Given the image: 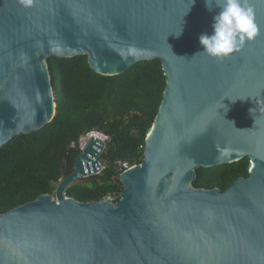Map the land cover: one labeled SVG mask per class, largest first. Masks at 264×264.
Here are the masks:
<instances>
[{
  "label": "water",
  "instance_id": "95a60500",
  "mask_svg": "<svg viewBox=\"0 0 264 264\" xmlns=\"http://www.w3.org/2000/svg\"><path fill=\"white\" fill-rule=\"evenodd\" d=\"M250 3L259 34L218 61L194 56L219 11L205 0H0V148L54 117L50 57L86 56L102 76L156 59L166 79L118 201L65 195L101 171L92 138L54 197L0 215V264H264V0ZM243 158L249 176L224 192L192 186L199 168Z\"/></svg>",
  "mask_w": 264,
  "mask_h": 264
},
{
  "label": "trees",
  "instance_id": "16d2710c",
  "mask_svg": "<svg viewBox=\"0 0 264 264\" xmlns=\"http://www.w3.org/2000/svg\"><path fill=\"white\" fill-rule=\"evenodd\" d=\"M46 63L55 115L39 130L16 136L0 148V215L42 195H53L59 180L73 171L80 138L94 132L108 138L101 156L106 167L96 181L76 183L65 195L82 203L118 197L122 170L116 164L143 162L145 139L166 86L156 59L139 62L115 76L95 73L86 56L50 57ZM249 168L248 158L199 168L192 186L224 192L237 179L247 178Z\"/></svg>",
  "mask_w": 264,
  "mask_h": 264
},
{
  "label": "clouds",
  "instance_id": "9594fccd",
  "mask_svg": "<svg viewBox=\"0 0 264 264\" xmlns=\"http://www.w3.org/2000/svg\"><path fill=\"white\" fill-rule=\"evenodd\" d=\"M194 2L195 0H191V3ZM21 3L30 4L31 0L30 2L21 0ZM205 3L209 11H212L213 7L219 11L213 16L211 34L202 33L199 36L202 51L194 56L203 53L210 58L224 61L241 51L259 34V26L255 22V12L250 0H205ZM182 31L181 28L176 36L179 37ZM217 152L219 157H227L230 149L218 147Z\"/></svg>",
  "mask_w": 264,
  "mask_h": 264
},
{
  "label": "rangeland",
  "instance_id": "374dc122",
  "mask_svg": "<svg viewBox=\"0 0 264 264\" xmlns=\"http://www.w3.org/2000/svg\"><path fill=\"white\" fill-rule=\"evenodd\" d=\"M87 136L88 135H85V136H83V137L80 138V140H79V150H81L80 149V146L83 144V142H84V140L86 139ZM106 141H107V139L104 138V143H106ZM101 156L99 157V164L101 166V171H102L106 167V164L104 163V161H102ZM97 175L98 174L88 176L86 178H83V179L79 180L77 183H87V184H91V183H93L94 181L97 180ZM56 186L57 185H55V187ZM53 197H54V194H53ZM110 198H111L112 202L115 203L114 201L116 200V198H119V196L118 197H110Z\"/></svg>",
  "mask_w": 264,
  "mask_h": 264
},
{
  "label": "bare ground",
  "instance_id": "6f19581e",
  "mask_svg": "<svg viewBox=\"0 0 264 264\" xmlns=\"http://www.w3.org/2000/svg\"><path fill=\"white\" fill-rule=\"evenodd\" d=\"M95 139L97 140L98 142H104V136L97 133V132H94V133H89L88 136L86 137V139L84 140L83 144H82V148L85 147V144L90 141L91 139Z\"/></svg>",
  "mask_w": 264,
  "mask_h": 264
},
{
  "label": "built area",
  "instance_id": "2783aa9c",
  "mask_svg": "<svg viewBox=\"0 0 264 264\" xmlns=\"http://www.w3.org/2000/svg\"><path fill=\"white\" fill-rule=\"evenodd\" d=\"M104 138L108 140L107 137H104ZM80 149H82V145L80 146ZM116 165L118 166L119 169L122 170V172H124V171H126V170H128V169L133 167V166H129V165L123 164V163H117Z\"/></svg>",
  "mask_w": 264,
  "mask_h": 264
},
{
  "label": "snow or ice",
  "instance_id": "6c2138e0",
  "mask_svg": "<svg viewBox=\"0 0 264 264\" xmlns=\"http://www.w3.org/2000/svg\"><path fill=\"white\" fill-rule=\"evenodd\" d=\"M29 2H30V0H29Z\"/></svg>",
  "mask_w": 264,
  "mask_h": 264
}]
</instances>
